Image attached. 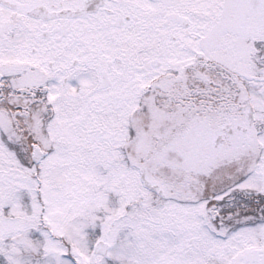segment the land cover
Masks as SVG:
<instances>
[{"label": "snow or ice", "instance_id": "obj_1", "mask_svg": "<svg viewBox=\"0 0 264 264\" xmlns=\"http://www.w3.org/2000/svg\"><path fill=\"white\" fill-rule=\"evenodd\" d=\"M0 264H264V0H0Z\"/></svg>", "mask_w": 264, "mask_h": 264}]
</instances>
